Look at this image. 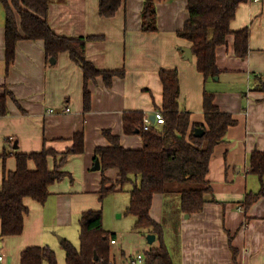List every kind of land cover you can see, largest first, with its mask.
Instances as JSON below:
<instances>
[{
	"label": "crops",
	"instance_id": "0c3cea01",
	"mask_svg": "<svg viewBox=\"0 0 264 264\" xmlns=\"http://www.w3.org/2000/svg\"><path fill=\"white\" fill-rule=\"evenodd\" d=\"M144 1L125 0L111 18L100 15V0L50 1L48 21L55 33L89 37V61L101 70L124 71L111 85L103 76L89 82L88 111L84 72L68 52L60 53L52 63L43 40L23 39L17 44L15 61L7 64L6 12L0 3V96H7V113L0 115V190L5 173L17 168L16 153L40 152L44 147L64 153L77 133L85 135V152L68 159L63 171L70 176L50 187L47 202L25 200L28 213L23 234L0 236V256H5L7 264H21L22 253L34 246H49L59 264H67L63 240L76 243L75 230L82 214L103 210L98 206L103 176L110 179L108 186L119 179L118 169L104 173L94 169L96 149L111 145L104 132L119 136L127 149L144 147L141 135L125 133L123 119L126 112L152 117L161 109L162 69L179 71L180 106L191 112L193 125L205 123L207 93L214 95L221 111L236 120L226 140L215 148L208 175L213 192L206 195L201 212L187 217L180 210L178 195L154 196L151 215L164 226L175 263L264 264V198L246 207L247 195L264 186L250 165L253 152L264 151V0L241 4L231 24L234 32L249 29L247 57L236 55L231 34L216 52L218 79L207 80L198 71L194 55L192 60L184 58L182 48L192 45L178 35L190 17L188 1L158 0L156 32L142 29ZM35 167L30 162V168ZM50 167H55L54 158H50ZM1 227L0 220V232ZM132 238L145 252L160 244L147 241L146 246L144 236ZM115 239L119 244L116 235ZM121 255L120 260L115 255L117 264L134 254L121 250Z\"/></svg>",
	"mask_w": 264,
	"mask_h": 264
},
{
	"label": "trees",
	"instance_id": "16d2710c",
	"mask_svg": "<svg viewBox=\"0 0 264 264\" xmlns=\"http://www.w3.org/2000/svg\"><path fill=\"white\" fill-rule=\"evenodd\" d=\"M51 0H0L6 12V62L12 64L16 58V48L20 40H43L48 60L60 53L68 52L83 70L85 77L84 105L91 108L89 82L103 76L111 85L115 76H124V71H105L98 69L86 54L89 37L62 36L52 29L48 21ZM189 19L179 31V37L191 43L197 68L207 79L220 75L217 65V49L228 42L231 34L235 36V53L246 58L249 52V29L232 31L231 24L236 18L241 4L248 0H187ZM125 0H100V15L111 18L123 6ZM158 0H145L142 11L144 32L158 30ZM163 104L161 111L165 123L154 124L144 130L142 112H126L124 131L126 134H139L144 141L142 149L125 148L119 136L111 131L104 134L110 146L98 147L95 160L101 163V171L118 169L119 179L111 186L105 175L99 191L103 202L110 194L126 190L132 185L127 214L136 218L135 229L154 234L159 246L145 252L146 264H176L165 242V228L156 222L151 210L156 194L178 195L182 213L192 215L203 210L206 195L213 192L208 179L210 163L215 148L226 140V135L236 120L230 113L223 112L215 104L212 94L204 96V124H192L191 112L180 106V74L177 69H162ZM6 95L0 96V115L7 113ZM196 128L205 129L202 137L194 135ZM85 152V135L77 133L73 145L60 153L53 148L44 147L40 152L16 153L17 168L6 172L0 190L1 237L19 236L25 229L28 208L27 198L45 204L50 196V187L70 176L63 171L64 165L73 155ZM50 158L55 167L51 169ZM35 169L30 168V162ZM252 173L264 181V151L253 152L250 160ZM264 198V186L257 193H249L246 199L248 208ZM115 234L104 229L103 211H85L80 219V247L69 240L62 242L67 264H116L112 254V239ZM236 254V250H234ZM21 264H59L56 252L49 246L29 247L21 257Z\"/></svg>",
	"mask_w": 264,
	"mask_h": 264
},
{
	"label": "rangeland",
	"instance_id": "374dc122",
	"mask_svg": "<svg viewBox=\"0 0 264 264\" xmlns=\"http://www.w3.org/2000/svg\"><path fill=\"white\" fill-rule=\"evenodd\" d=\"M132 185L126 187V191L120 193L110 194L103 202L98 198L99 208H103V223L104 229L108 232L114 233L119 239V244L112 247L113 256L116 255L117 259L122 258L121 250H124L127 255L143 253L144 249L138 247L139 244L134 240L135 235L144 236V245L147 246V236L149 233L139 232L135 229V218L132 215L127 214V208L130 201V192ZM97 194V193H96ZM93 193V195H96ZM98 195V194H97ZM178 207V206H177ZM178 210V208H177ZM79 226V222L77 224ZM176 225V224H175ZM174 225V227H175ZM80 226L75 230L78 237L76 245L80 244ZM74 232V231H73ZM63 237L62 235H60ZM119 251V252H118ZM62 252L64 262L66 263V254ZM124 263V262H123ZM121 263V264H123ZM117 264V263H116Z\"/></svg>",
	"mask_w": 264,
	"mask_h": 264
},
{
	"label": "built area",
	"instance_id": "2783aa9c",
	"mask_svg": "<svg viewBox=\"0 0 264 264\" xmlns=\"http://www.w3.org/2000/svg\"><path fill=\"white\" fill-rule=\"evenodd\" d=\"M256 2H259L261 0H254ZM71 109L70 108H67V111L69 112ZM50 112H54L53 109L50 110ZM155 122L152 121V118L151 117H148V116H145L144 117V121H143V124L141 125V127L144 129V130H150L151 127L154 125V124H157V125H161V124H164L165 123V117L163 115V112L161 110L159 111H156L155 113ZM112 244L113 245H117L118 242L115 238L112 239ZM0 262L2 264H7L6 261H5V256L4 255H1L0 256ZM123 264H146V257L143 253H137V254H134V255H131L129 257V259H127V261Z\"/></svg>",
	"mask_w": 264,
	"mask_h": 264
},
{
	"label": "water",
	"instance_id": "95a60500",
	"mask_svg": "<svg viewBox=\"0 0 264 264\" xmlns=\"http://www.w3.org/2000/svg\"><path fill=\"white\" fill-rule=\"evenodd\" d=\"M182 49H183V51H184V58H185L186 60H192V59H193V52H192V49H191V48H188V47H184V48H182ZM51 62H52V63H55L56 60L53 58V59L51 60ZM215 79H218V77H215ZM151 118H152V121L155 122V116H152ZM205 132H206V131H205V129H203V128H196V129H195V133H194V135H195L196 137H202V136H204ZM15 148H18V145H15ZM94 169H95V170H100V169H101V163H100L99 160H96V162H95V166H94ZM187 217H189V215H187ZM156 240H157V237H156V235H154V234H150V235L147 236V241H148V243L151 244V245L154 244V243L156 242Z\"/></svg>",
	"mask_w": 264,
	"mask_h": 264
}]
</instances>
